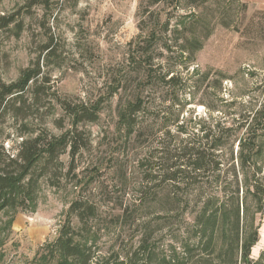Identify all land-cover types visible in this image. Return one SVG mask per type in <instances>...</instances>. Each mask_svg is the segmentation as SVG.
<instances>
[{
    "label": "rangeland",
    "instance_id": "374dc122",
    "mask_svg": "<svg viewBox=\"0 0 264 264\" xmlns=\"http://www.w3.org/2000/svg\"><path fill=\"white\" fill-rule=\"evenodd\" d=\"M146 2L50 0L47 5H31V0H0V15L13 18L7 27L0 29V81H14L20 70L40 55L44 44L49 42L55 50L48 60L49 65L42 68L50 80V87L42 91L39 102L32 104L26 99L20 113V116L28 114L24 122L35 128L46 123L54 133L70 127L69 118L58 105H54L51 116L47 115V101L43 96L53 93L71 102L101 101L98 120L77 126L85 147L75 156L73 171L65 174L58 187L50 186V181H41L34 210L24 212L6 208L0 212V264H54L46 246L57 236L74 198L81 196L96 203L98 219L106 226L110 218L108 207L113 200L117 203L123 198L126 203L132 202L141 196L140 191L145 186L155 184L145 185L143 168L145 163L152 162L145 161L156 145L155 141L150 142L154 139L151 135L163 120L161 117L167 121L169 114H159L152 129L149 126L153 124V117L148 114L146 122L150 129L146 130V135L131 137L127 144L118 123V110L140 93L141 69L139 65L128 63L127 53L134 43L146 36L150 27L142 17ZM240 2L206 0L196 9L202 11L206 30L210 33L192 61L179 63L178 58H174V49L164 52V57H169L164 60L166 66L179 72L181 77H191V86L180 94L178 92L177 100L184 104L179 121L166 130L177 139L185 138L187 133L200 134V127L209 121L208 117L219 120L220 110H226L225 105L231 101L243 100L248 95L264 101V5L241 6ZM186 4L184 0H166L148 9L154 18L164 20L169 17V27L174 22L181 26V22L185 25L191 22L186 16L191 12ZM28 95L26 92L25 98ZM164 96L176 97L171 90L164 92ZM178 107L174 105L172 109L174 117ZM210 108L219 111L211 112ZM17 120L18 123L10 114L0 116V140L3 139V147L8 153H13L18 139L15 133L20 120ZM177 124H182L187 133L181 132ZM262 146L264 150V141ZM61 160L66 170L70 158L63 154ZM255 176L264 184V166ZM240 182L241 201L244 194L241 175ZM153 190L145 196L136 218L153 230L157 244L168 242L178 251L192 215L184 213L181 219L174 220L167 214L169 219H163L162 213L156 212ZM251 200L247 217H253L258 225V241L251 248L250 256L257 259L264 248V214L251 215L256 205L253 197ZM72 221L76 225L77 221ZM135 232L132 225L122 231L123 238H130ZM100 234L106 246L118 240L112 226Z\"/></svg>",
    "mask_w": 264,
    "mask_h": 264
},
{
    "label": "trees",
    "instance_id": "16d2710c",
    "mask_svg": "<svg viewBox=\"0 0 264 264\" xmlns=\"http://www.w3.org/2000/svg\"><path fill=\"white\" fill-rule=\"evenodd\" d=\"M146 1L142 17L150 27L146 36L134 43L127 53L128 63L139 65L141 69L140 93L118 110V123L127 144L131 137H143L147 129L155 127L159 114H169L167 121L161 117L163 120L156 130L153 129L154 139L150 142L155 141L156 145L145 158L152 162L144 164L143 181L145 185L155 184L145 186L140 191L141 196L132 202L126 203L123 198L117 203L113 200L108 207L110 218L106 226L98 219L96 203L81 196L74 198L57 236L46 246L48 257L54 264H264V248L257 259L250 256L251 248L258 241V225L253 217H247L252 197L256 205L251 215L264 214V184L255 176L264 166L261 162L264 159V101L248 95L243 100L229 102L225 106L231 111L220 110L222 116L217 121L208 117L209 121L200 127V134L187 133L182 124L176 126L187 133L183 139L166 131L179 121L184 104L178 102V92L191 86V77H181L179 72L166 66L164 60L169 57L165 58L164 52L174 49V58H178L179 63L193 60L210 33L206 30L202 11L196 10L206 0H184L190 7L191 12L186 16L191 22L188 25L181 22L182 27L178 22L169 27V17L154 18L148 9L166 0ZM49 2L31 0V5ZM240 5L246 3L241 1ZM12 21L13 18L0 15V29ZM154 49L159 50L155 53ZM54 54L48 42L14 81H0V116L10 114L16 123L20 120L13 153L6 152L3 139L0 140V212L6 208L24 212L34 210L40 182L50 181V186L58 187L65 174L73 171L75 156L85 147L77 126L84 122L95 123L99 118L100 100L71 102L53 93L43 96L47 101V115L51 116L54 105H58L69 118L70 127L54 133L46 123L35 128L24 122L28 114L20 116V113L26 99L32 104L39 102L42 91L50 87V80L42 68L49 65L48 60ZM169 90L175 98L164 96ZM164 103L168 104L164 106ZM174 105L179 106L175 117L172 115ZM210 111L219 110L210 108ZM148 114L153 117L150 128L146 122ZM63 154L70 158L66 170L61 160ZM240 175L244 188L241 201ZM152 188L156 212L162 213L160 217L175 220L181 219L184 213L192 215L178 251L168 242L157 244L153 230L136 218ZM132 225L136 228L135 234L123 238L122 231ZM111 226L118 240L106 246L100 232Z\"/></svg>",
    "mask_w": 264,
    "mask_h": 264
},
{
    "label": "crops",
    "instance_id": "0c3cea01",
    "mask_svg": "<svg viewBox=\"0 0 264 264\" xmlns=\"http://www.w3.org/2000/svg\"><path fill=\"white\" fill-rule=\"evenodd\" d=\"M246 4L264 5V0H241Z\"/></svg>",
    "mask_w": 264,
    "mask_h": 264
}]
</instances>
